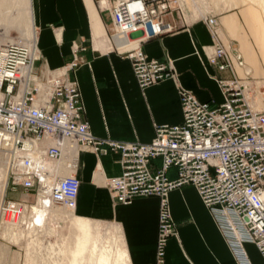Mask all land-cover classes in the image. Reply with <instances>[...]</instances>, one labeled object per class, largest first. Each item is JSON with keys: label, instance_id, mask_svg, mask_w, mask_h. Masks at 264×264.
Segmentation results:
<instances>
[{"label": "built area", "instance_id": "built-area-1", "mask_svg": "<svg viewBox=\"0 0 264 264\" xmlns=\"http://www.w3.org/2000/svg\"><path fill=\"white\" fill-rule=\"evenodd\" d=\"M108 8L110 38L114 42L131 38L136 43L126 50L116 47L131 60L139 86L176 77L173 64L148 58L142 43L189 24L180 0H113ZM202 19L213 38L207 46L208 62L231 73L230 78H217L225 100L221 104L201 101L180 88L183 123L157 126L150 142L99 138L91 132L76 77L85 46L75 44L73 58L51 69L40 64L44 58L37 44L32 48L21 41L0 40V159L7 168L0 226L23 216L26 228L38 225L39 210L34 209L38 202L43 206L40 222L49 213L44 209L53 205L76 210L80 179L75 172L62 175L49 166L63 158L65 145L71 142L75 149L98 155L120 154L122 172L105 177L117 202L159 196L153 264H164L168 240L177 230L169 193L184 185L195 186L211 212L230 227L241 264H250L243 249L245 241L254 243L264 259V110L253 108L254 85L246 84L238 74L237 46L219 40L216 17ZM137 33L140 36L135 39ZM157 158L161 159L159 166L154 163ZM77 162L78 155H74L70 165L75 167ZM173 168L177 176L171 179L168 174ZM9 189L24 193L19 198L8 197Z\"/></svg>", "mask_w": 264, "mask_h": 264}, {"label": "crops", "instance_id": "crops-1", "mask_svg": "<svg viewBox=\"0 0 264 264\" xmlns=\"http://www.w3.org/2000/svg\"><path fill=\"white\" fill-rule=\"evenodd\" d=\"M107 1L32 0L37 45L44 58L40 64L60 68L73 58L75 44L86 47L80 52L84 61L77 68L76 77L85 105L84 118L95 136L152 141L157 126L183 123L180 88L193 92L201 101L224 102L217 78H230L231 73L208 62L207 46L213 38L204 21H191L142 43L148 58L170 61L176 77L141 88L131 60L118 51L110 38L112 16L108 7L113 0ZM240 8L247 29L236 12L217 17L216 28L227 46L231 45L229 38L240 44L237 49L245 68L236 60L238 74L243 77L255 71L262 76L264 22ZM133 36L137 39L140 34ZM119 159L117 152L98 155L83 150L78 154L75 173L81 185L75 214L118 224L130 264H153L157 256L160 198L150 195L128 203L117 202L109 188L98 180H102L101 173L105 177L119 175ZM154 163L159 166L161 159ZM168 175L176 178V170L171 169ZM168 197L177 230L168 240L164 264H241L240 250L230 239V227L211 212L195 186L176 188ZM243 249L250 264H264L254 243L243 242ZM18 256L9 245L0 243V264H11V257L12 264H19Z\"/></svg>", "mask_w": 264, "mask_h": 264}, {"label": "bare ground", "instance_id": "bare-ground-1", "mask_svg": "<svg viewBox=\"0 0 264 264\" xmlns=\"http://www.w3.org/2000/svg\"><path fill=\"white\" fill-rule=\"evenodd\" d=\"M21 2H22L21 0H0V22L6 20L7 11H9L11 6H13L15 4H17V5L21 4ZM23 2H24V0H23ZM236 2H237V5H243L244 6L245 4H247V0H236ZM29 4H31L30 0H29ZM29 7L27 8V12L25 11V13H26L25 18L27 19V25L29 26V29L27 31H25L26 33H24V31H23V33L22 32H20V33L22 34V36H24L23 38L27 37L29 39V41H27V42L25 40L26 44L30 45L32 48H35V46L37 44V35L35 34V30H34L35 21H34V17L32 14V7L30 5H29ZM182 7H184L188 23L191 21H204L202 18L206 17L208 15L212 16V17H216V21L218 19L217 18L218 16L213 14V13H205V14L199 16L198 18H194V17L192 18L189 15L190 12H189L187 6L182 5ZM252 7L255 8L260 19L262 21H264V6L262 4V1L261 0L255 1V3L252 5ZM5 13H6V16H5L6 18L4 17ZM3 17L5 18L4 20H2ZM189 17H191V18H189ZM11 18H13V17H11ZM17 19L15 21H17ZM23 19H24V17H23ZM3 25H6V24H3ZM3 25H2V29H4ZM208 28H209V26H208ZM2 29H0V31H3ZM7 30H8V26H7ZM209 30H210V28H209ZM216 31H217V29H216ZM5 32H6V30H5ZM217 33H218V31H217ZM4 36H6V35H4ZM218 37H219V40H221L219 33H218ZM129 39H130V42L126 41V43L123 42L121 39H116L115 40L116 43L113 40L112 41L114 42V45L118 46L119 49H121V50L125 49L126 50L128 48L135 46V44H136L134 40H132L131 38H129ZM0 40L5 41L7 39L0 36ZM11 40L12 39H8V41H11ZM117 41H121V44H119V42H117ZM112 48H114V47H112ZM207 50L210 51V48L207 47ZM240 58L242 59L241 55H240ZM243 68H245V65L243 66ZM246 70H248V68H246ZM248 76H250V72H247V74L245 75L246 78ZM246 78H244L245 83H246ZM254 95H256V94H254ZM262 95L259 94L257 99L255 100V98H254V100H255V104L260 105L258 107L264 108V94H262ZM252 100H253V97H252ZM251 104H252V101H251ZM254 107H255V105H254ZM256 108H257V106L255 107V109ZM257 110H259V109H257ZM83 150H89V149H84V148L75 149L72 146L71 142H67L65 145V155L63 156V158L60 161L50 162L49 166L51 167V169L58 171L62 175H67V174H71L72 172H76L77 168H78V164L75 167L74 166L72 167V165H70L71 164L70 162H72L74 155H78ZM100 177L102 178L101 181L103 182V184L106 185L105 184V175L103 173H101ZM6 179H7V168L4 165L3 160L0 159V204L3 200V195L5 192V188H6ZM42 207L43 206L41 205L40 202H38L36 205H34V209L36 211L39 210V213L37 215L38 216V225L35 224L29 228H26L23 225V220L25 219V217L23 216L21 218H17L15 222L9 221L10 223L1 225L0 226V233H1L0 237L2 236L6 239H9L10 242H19L21 239L24 238V235L26 234V232L31 236V238L32 237L34 238V236L37 233H40L43 231L50 232L49 230H51V229L48 227V221L50 218H53L55 221H57V220H61V221L67 220L68 221L69 220V221H71L72 228L76 233V235L74 236V238H75L74 239L75 240L74 249L70 250L69 248H66V247H64L62 249L59 248V252L61 253V255L65 254V256H63V259L56 260L55 263L63 264V263L68 262L70 264L71 262H73V264H130L129 257H128L126 247H125V243H124L123 236H122V230L118 224L117 225H112V224L108 225L107 230L103 231L102 230V224L98 220L80 218L75 214L76 210H74V211L68 210L64 207L61 208V206H57V205H53L52 208L48 211L46 209H44L46 212H49V213L45 216V221L40 222V219L43 216V212L40 211V209ZM44 210H42V211H44ZM237 233L239 234V232H237ZM115 240H117V241H115ZM121 246H123L124 248H122ZM72 252H74V254H75L73 257H71ZM2 254H4V253H1V255ZM67 255L69 256V259L66 257ZM115 255L119 256V257H117L118 259L114 258ZM57 257H58V255H57Z\"/></svg>", "mask_w": 264, "mask_h": 264}, {"label": "rangeland", "instance_id": "rangeland-1", "mask_svg": "<svg viewBox=\"0 0 264 264\" xmlns=\"http://www.w3.org/2000/svg\"><path fill=\"white\" fill-rule=\"evenodd\" d=\"M21 1H22L21 4H18L19 6L17 4L11 6L9 11H7V16H6V13L4 15V17L5 16L7 17V18L5 17L6 20L2 21L5 19L3 17V19L1 20L2 22H0L1 23L0 29H2L3 24H6V25H3V28H4V29H2L3 31H0V36L7 39L5 41H8V39H12L13 41H22V42L23 41L25 42V40H26V42L29 41V39L27 37H25L26 39L23 38L24 36H22V34L20 32L23 33V31H24V33H26L25 31H27L29 29V26L27 25V19L25 18V15H26L25 11L27 12V8L29 7V5L32 7V0H30L31 4H29V0H26V1L24 0V2H23V0H21ZM255 1H259V0H247V4H245L243 6V5H237L236 0H180V2H182L181 4L183 6L184 5L187 6V8L190 12L189 15L192 18L193 17L198 18L199 16H201L205 13H213L215 15H218V17H219V16L225 15L227 13L236 12L240 15L241 23L244 25L245 29H247L248 27L246 25V21L242 15V10L240 7L246 8L248 11H250L253 14V17L256 20H258V22H260V20H261L260 17L258 16L255 8L252 7V5L255 3ZM261 1H262L263 6H264V0H261ZM32 13H33V7H32ZM11 17H13V18H11ZM23 17H24V19H23ZM191 17H189V18H191ZM15 18L16 19L18 18L17 19L18 22L15 21L16 20ZM7 26H8V30H7ZM217 26H218V21H217ZM5 30H6V32H5ZM34 30H35V34L38 36L37 29H36V22L34 25ZM4 35H6V36H4ZM121 40L125 43H126V41L130 42L129 38L126 41L123 39H121ZM229 41H230V44H232L234 46L239 47V45H240L238 41H236L232 38H229ZM252 41L255 45L256 50L260 54L259 46L255 43V40L253 38H252ZM117 42H119V44H121V41H117ZM224 44L226 45L225 42H224ZM238 61L243 66L242 59L239 58ZM250 76H251L250 79L252 80V82H251V80L247 79L245 76H243L242 78H246V83L254 85L253 88L255 90L256 95L253 96L252 105H253V107H254V105H255V107L257 106L256 109L264 110L263 107H258V106H260L259 104L258 105L255 104V100L257 99L258 95L264 94V75L260 76V75H257L255 73V71H252V73H250ZM254 98H255V100H254ZM98 181L102 182L101 180H98ZM5 193H6V189H5L4 195H5ZM23 193H24L23 189H18L17 192H13L10 189L7 191L8 197H15V198H19L21 195H23ZM96 220H98L102 224V230L103 231L107 230L108 225H111V224L117 225L116 223H113L110 221H103V220H99V219H96ZM48 227L51 229V230H49L50 232L43 231V232L37 233L34 236V238L33 237L31 238V236L26 232V234L24 235V238L21 239L19 242H10L9 239H6V238L1 236L2 240H0V243H5V244L9 245L13 253H17V255L19 254V256H18L19 257V264H57V263H55L56 260L63 259V256H65V254L61 255V253L59 252V248L62 249L64 247H66V248H69L70 250H73L74 249V243H75L74 236L76 235V233L72 228L71 221H69V220L68 221L67 220L55 221L53 218H50L48 221ZM115 241H117V240H115ZM121 247L124 248L123 246H121ZM57 255H58V257H57ZM74 255H75L74 252H72L71 257H73ZM66 257L69 259L68 255ZM117 257H119V256H116V255L114 256V258L118 259ZM12 263H13V257H11V264ZM63 264H69V263L67 262V263H63ZM70 264H73V262H71Z\"/></svg>", "mask_w": 264, "mask_h": 264}]
</instances>
